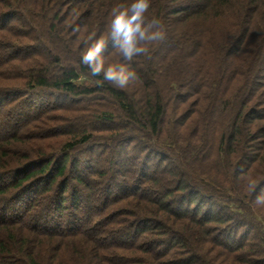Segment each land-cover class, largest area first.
Masks as SVG:
<instances>
[{"label": "trees", "instance_id": "16d2710c", "mask_svg": "<svg viewBox=\"0 0 264 264\" xmlns=\"http://www.w3.org/2000/svg\"><path fill=\"white\" fill-rule=\"evenodd\" d=\"M130 3L0 0V264H264V0H151L126 61Z\"/></svg>", "mask_w": 264, "mask_h": 264}, {"label": "clouds", "instance_id": "9594fccd", "mask_svg": "<svg viewBox=\"0 0 264 264\" xmlns=\"http://www.w3.org/2000/svg\"><path fill=\"white\" fill-rule=\"evenodd\" d=\"M151 7V0H131L128 5H116L111 12L110 38L117 52L126 61H132L140 54H147V45L153 41L163 39L164 31L160 20H148L147 13ZM77 29L74 27L73 31ZM95 33L88 37L93 40ZM108 37L101 35L95 39L82 56V62L87 65L92 75H103L104 80L112 82L121 89L129 82L137 79L136 73L121 63H111L105 66L103 52ZM258 181L249 178L248 186L254 190ZM257 205H264V194L256 198Z\"/></svg>", "mask_w": 264, "mask_h": 264}, {"label": "rangeland", "instance_id": "374dc122", "mask_svg": "<svg viewBox=\"0 0 264 264\" xmlns=\"http://www.w3.org/2000/svg\"><path fill=\"white\" fill-rule=\"evenodd\" d=\"M36 193H37V194H35V195H34V194H32V195H31V200H34V199H36V198H37V195H38V193H40V192H36Z\"/></svg>", "mask_w": 264, "mask_h": 264}]
</instances>
